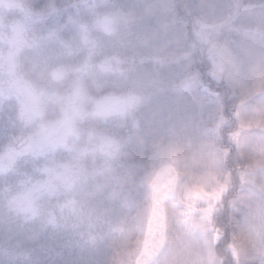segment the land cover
I'll return each instance as SVG.
<instances>
[{
	"label": "clouds",
	"instance_id": "clouds-1",
	"mask_svg": "<svg viewBox=\"0 0 264 264\" xmlns=\"http://www.w3.org/2000/svg\"><path fill=\"white\" fill-rule=\"evenodd\" d=\"M248 3L249 0H245V4ZM187 5L164 3L155 6L167 14L169 37L163 50L164 58L155 70L147 67L140 75L130 71L118 79L101 76L94 71L87 75L89 96L97 97L110 92L133 95L138 97L134 107L119 115L102 117L94 114V104L86 100L81 114L74 121L76 131L69 132L53 151L37 158L22 157L14 168L0 173V235L11 238L8 244L0 247V264H34V258L39 253L30 233L36 227L49 230L47 220L52 212L64 225L59 232L80 242L87 239L83 229L70 226L73 214L61 210L59 205L74 200L77 205L93 210L108 198L109 192L115 195L114 177L119 172L117 156L120 151L113 154L110 147L102 146V135L114 137L121 144V138L161 98L186 107L187 119L191 121L185 133L188 136L199 131L201 119L208 113L210 103H215V110H224L223 100L229 98L232 106H237V98L233 96L228 80L213 76L212 62L196 37L199 26L196 19L188 15ZM199 6L205 13L201 20L210 27V38L218 45L230 48L231 40L235 39H239L242 45L246 43L224 27L233 6L231 0L211 4L201 0ZM145 7L148 5H133L129 0H0V94H3L0 103V148L7 145L12 137L38 140L42 125L39 118H27L26 101L17 98L16 91L10 86L12 80L22 78L46 90L44 119H57L62 115L63 98L69 93L74 80L71 69L89 57L98 63L106 55L115 53L125 40L129 11L135 10L142 15ZM52 8L59 9L61 14L45 21L43 17ZM105 14L118 15L121 24L115 32L94 27L97 16ZM244 16L249 21L264 23V9L250 7ZM82 23L88 24L90 41L95 42V48L85 43L80 28ZM53 24L60 41H45L39 48L31 47V42L46 33ZM259 54H264V37L257 36L244 63H255ZM56 60L69 69L67 78L62 82L48 77L49 67ZM248 79H255V76L249 74ZM205 82L211 85V93L205 92ZM181 83L183 89L178 91L175 86ZM25 160L31 161L30 166L19 171V165ZM45 166L52 168L53 172L44 174L39 171ZM232 175L235 184L234 169ZM35 183H44L48 187L38 197V214L26 223L27 213L18 211L11 204V199L17 191ZM220 204L212 223L221 232L226 230L228 238L216 241L212 232H207V244L198 238L200 248H211L213 256L197 264H264V244L258 239L264 237V191L251 188L244 198L238 199L232 188L224 194ZM221 217H226L228 223L220 224ZM102 219V215L97 213V222ZM112 243L129 247L122 241ZM176 248L179 252L181 242L176 244ZM123 264L129 262L125 260ZM153 264H171L169 250H162ZM178 264H193L192 257L186 252H179Z\"/></svg>",
	"mask_w": 264,
	"mask_h": 264
},
{
	"label": "snow or ice",
	"instance_id": "snow-or-ice-1",
	"mask_svg": "<svg viewBox=\"0 0 264 264\" xmlns=\"http://www.w3.org/2000/svg\"><path fill=\"white\" fill-rule=\"evenodd\" d=\"M250 7L264 9V0H249L246 5L239 3L232 6L229 10L225 22V29L235 32L238 37L243 38L246 43L241 44L239 39L231 40L230 48H224L218 45L210 38V27L203 24L201 17L205 13L200 8L197 0H189L187 5L188 15L195 18L199 26L196 32V37L206 49V54L212 62L213 76L219 78L224 77L231 84L233 89V96L237 98L239 107L232 106V100L225 98L223 100L224 113L228 116L236 115L239 117V109H247L248 116L243 119L239 125V131L234 135L233 140L239 141L240 134L243 131H251L255 129L258 133H264V54H259L256 62L246 65L244 58L248 55L249 48L254 43V38L257 36L264 37V23L252 22L247 19L241 24L237 25L234 22V17H244V13ZM243 8V11L241 9ZM60 10L52 8L43 19L46 21L51 16H59ZM214 14V13H213ZM121 21L118 15L105 14L97 16L94 21V27L105 31L115 32L120 27ZM144 26L142 23H134L129 27L136 29ZM85 43L91 45L92 48L96 47L95 42L90 41L89 26L86 23L80 25ZM60 35L56 31V25L53 24L48 28L47 32L35 38L31 42V47L39 48L45 41L53 43L59 42ZM155 64L161 61H154ZM147 67L153 65L147 64L146 58L143 56H134L130 54L129 45L124 40L120 43L118 50L111 54L106 55L98 63H94L89 57L81 65L71 69L74 73V80L69 93L63 98L64 107L62 115L54 120H45L43 107L47 98V91L38 88L33 83L23 80L22 78H15L11 81V88L17 93V98L26 101V115L28 119L39 118L42 121L39 138L33 141L29 138L20 136L12 137L9 143L3 148H0V173L11 170L15 167L17 161L22 157L31 156L37 158L45 153L53 151L60 145L65 136L69 132H75L74 121L75 118L81 114L83 105L86 100H90L95 107V115L108 117L112 115H119L123 112L129 111L138 103V97L133 95H118L114 92L105 95L91 97L88 95L86 85V78L89 72H96L101 76L121 78L126 76L130 71H134L137 75L142 74ZM69 73V69L60 60L53 62L48 71V77L55 82L64 81ZM249 74L255 76V79H248ZM205 92L211 93V85L207 82L203 85ZM183 84H177V90L181 91ZM215 99V98H213ZM3 101V94H0V103ZM215 103H210L208 113L215 110ZM138 123V122H135ZM102 146H108L115 154L121 150V144L111 136L100 137ZM260 155H264V148L259 150ZM44 174H51L53 169L45 166L40 169ZM48 185L44 183L31 184L29 187H24L17 191L11 199V204L18 210L27 213L25 222L30 223L38 214L39 206L37 203L38 197L47 189ZM153 191L152 202L149 207V213L144 221L143 231L145 239L135 242L129 241L127 251L119 253L120 259L113 261V264H123L127 260L129 264H153V261L160 255L162 250L168 249V240L171 237L176 244L180 242L182 237H177L171 233L166 225V216L163 212L158 211V186L155 181L151 184ZM189 196L195 195L192 192L188 193ZM61 210H67L73 214V228H79L82 223L87 221L89 227V243L95 244L96 238L92 233L95 231L97 225L92 219V212L85 208L84 205H77L74 200L63 202L59 205ZM211 217L209 221L212 226L208 229L213 233L214 239L220 241L227 239L228 233L226 230L221 232L212 223L215 210L211 209ZM185 220L190 215V210L183 213ZM153 222L159 224V228L154 230ZM227 218L221 217L220 224H227ZM64 225L58 220L55 212L49 214L47 220V227L53 231L60 230ZM109 231H115L110 228ZM120 231L123 233L124 228L121 227ZM158 231V235H157ZM264 244V237L258 238ZM169 260L171 264H178L179 252L178 250L169 251Z\"/></svg>",
	"mask_w": 264,
	"mask_h": 264
},
{
	"label": "rangeland",
	"instance_id": "rangeland-1",
	"mask_svg": "<svg viewBox=\"0 0 264 264\" xmlns=\"http://www.w3.org/2000/svg\"><path fill=\"white\" fill-rule=\"evenodd\" d=\"M149 1L150 0H146ZM133 5L145 4L148 7L144 8V12L150 9L144 19H145V32L148 33L142 36L144 45H140L139 41L137 45L132 44L134 53L136 56H144L149 54V56L156 59L154 54L156 50V45L152 42V39L157 36H162L164 40V47L169 39L167 34V14L164 12L161 14L156 5H161V0H153L152 3L146 4L144 0H129ZM186 3L189 0H185ZM208 3H220V0H207ZM197 3H201V0H197ZM232 5L237 3L244 5L245 0H231ZM164 2L162 1V5ZM259 9V8H258ZM158 11L154 16H149L152 12ZM243 11V8L241 9ZM143 12V13H144ZM135 10H130L128 15H130L134 22H137V18L134 15ZM244 17H234V22L239 25L245 20ZM150 31V33H149ZM161 31V33L159 32ZM163 46V45H162ZM144 48V49H141ZM145 49L147 50L145 52ZM163 52V50H162ZM144 53V54H143ZM164 57H160L157 60L162 61ZM154 64V61H153ZM154 68L158 67L159 64L153 65ZM147 70V69H146ZM145 70V71H146ZM177 87V85L175 86ZM162 96V93H161ZM162 101V102H160ZM169 100L166 98L158 99L154 109L156 110L155 119L161 126L164 127L166 131L152 132L149 131L147 137L141 139L140 146H136V153L146 150L155 149V151L150 153L151 162L155 168L160 169L163 165H171L175 167L179 174L180 189L175 195V200L170 203L168 209L170 214L167 212V227H168V216H170L172 228L171 233L177 237H182L180 240L181 248L179 252H186L192 257L193 264L197 262H202L205 258L211 259L213 252L211 248L201 249L198 238L202 239L205 244H207V232L212 226L209 221L211 217V209L215 212L220 209V202L224 194L229 190L234 188L233 178L224 167V156L221 155L223 152L221 146L219 145V122L216 119L215 111L214 117L209 122V127L206 128V137L199 138V143L197 144L196 135L188 136L186 135L187 128L191 124V121L187 119L186 107L176 104L174 101L171 103L172 108L167 107ZM164 107L161 112L160 108ZM240 118L246 119L248 116L247 109H239ZM151 113V111H150ZM150 113H147L144 119L149 122ZM152 123V120L149 122ZM162 132H167L168 137H159ZM226 135V133H225ZM168 141L169 144L165 145L162 142ZM192 142V145L190 144ZM260 149L264 148V144L260 142ZM258 148V149H259ZM133 153V149L129 150ZM133 155V154H132ZM263 155H261L262 159ZM148 158L144 153L138 155L135 159V163L140 164ZM161 161H164L162 163ZM168 161V162H167ZM161 162V163H160ZM262 169L264 168V157L261 161ZM251 177L247 180V191L251 188H258L264 191V181L261 185H257L255 178V172H249ZM241 179V178H240ZM151 180H148V175H146L145 180H139L138 185L134 188H130L127 192H123L122 195H114L113 193L108 194V198L103 200L100 206L94 209L95 218L97 221V213H100L103 217L102 220L105 221L106 227L96 228L93 235L96 236L95 244H92V252L89 254L88 263H82L81 261L74 260H61L60 262H51L48 260L47 264H111V261L120 259L119 253L122 251H127L128 247H123L120 244H113V241H122L124 244L129 245V241L133 242V246L137 241L135 239L137 235V229L134 226L142 224L144 228V221L149 213V207L151 205V197L149 194L148 186ZM231 183V184H230ZM257 185V187H256ZM192 192L195 195L189 196L188 193ZM116 194V193H115ZM137 194H139L137 196ZM190 210V215L185 220L183 213ZM134 224V225H133ZM123 226V233L120 231ZM113 228L115 231H109L108 229ZM169 229V228H168ZM34 235L32 237L33 242L38 250L37 258H34V264H42L44 261L40 262L42 253L41 249H49L51 243L48 241H43L48 237L42 232H36L34 228ZM145 234V233H144ZM41 240V241H39ZM144 239L142 238L141 241ZM0 242L4 244L3 240L0 238ZM111 245L110 248L107 246ZM168 250H177L176 242L170 237L168 240ZM51 251V250H50ZM49 251V252H50ZM76 257V254L74 255ZM72 257V258H74Z\"/></svg>",
	"mask_w": 264,
	"mask_h": 264
},
{
	"label": "trees",
	"instance_id": "trees-1",
	"mask_svg": "<svg viewBox=\"0 0 264 264\" xmlns=\"http://www.w3.org/2000/svg\"><path fill=\"white\" fill-rule=\"evenodd\" d=\"M153 0H150V3H152ZM162 1L164 3L168 4H185V0H161V5ZM144 3L148 4L149 1L144 0ZM149 3V5H150ZM151 9V8H150ZM148 9V11L150 10ZM147 11V12H148ZM144 12V11H143ZM147 12L142 13V15H138L137 13H134V15L137 18V22H134V19L128 15L127 17V31H126V36H125V41L129 45V51L131 55H135L134 49L132 48V44L134 46V43L137 45V42L139 41V44L142 46L144 45V41L142 40V36L144 34L148 33V31L145 32V15ZM159 12L163 14L164 12L159 9ZM158 11L152 12L149 16H154L156 13H159ZM144 16V17H143ZM142 23L144 26L133 29L129 27L130 25L134 23ZM161 33V31H159ZM150 33V31H149ZM152 42L156 45V50L154 54L155 60L153 57L149 56V54H145L143 57L146 58L147 64L149 65H156L155 63L153 64V61H157L158 58L163 57V52L164 50V40L162 36H157L152 39ZM163 45V46H162ZM141 49H144L141 47ZM147 50L145 49V52ZM144 54V53H143ZM138 57V56H137ZM162 102V101H160ZM173 101L168 102L167 107L169 108L173 107L171 106V103ZM165 105L160 108V111L162 112L164 110ZM237 107H239V103L237 100ZM151 111V113H150ZM215 111V116L217 121L219 122V145L221 146L223 152H221V155L224 156L223 162H224V167L226 165H231V167L226 168L225 170L229 172V174L232 176L233 169L236 172V183H232L234 185L235 192L237 193V198L242 199L244 198L247 194V185L249 178L251 177L250 171L255 172V181H257V185H261L264 181V168L262 169L261 161L263 160V157L261 159V155L259 154L260 148L258 147L260 142L264 144V133H258L255 129L251 131H243L240 134L239 141L235 142L233 140L234 135L239 131V125L242 119L237 117L236 115L233 116H228L224 113V110L221 108V110H214ZM214 111L212 113H206L201 119L200 122V127L199 131L195 134L197 137V144L199 143V138H205L206 136V128L209 127V122L213 119L214 117ZM147 113H150V118H155L156 110L153 108L149 110ZM146 113V114H147ZM144 117H147L146 115ZM141 118L140 120H137L130 129L127 132L126 135H124L121 138V150L118 153L117 159L119 163V172L118 174L114 177V181L116 184V189H115V195H122L123 192H127L130 188H134L135 186L138 185L139 180H145L146 175H148V180H151L154 178L155 174L157 173V168L156 166H153L151 162V156L150 153L155 151V149H146L140 152L136 153V146H140L141 144V139L146 138L147 134L149 131L152 132H160V131H166L162 124H160L158 121L155 119H151L152 123L147 122L145 119ZM226 133V135H225ZM159 137H168L167 132H162L159 134ZM163 144L167 145L169 144V140L163 141ZM192 145V142L190 143ZM259 148V149H258ZM133 149V153H130L129 150ZM144 153L147 155L148 158H145L144 161L140 164L135 163V159L138 155ZM133 154V155H132ZM164 163V161H161ZM160 162V163H161ZM168 162V161H167ZM31 164V161H23L19 165V171H23L26 168H28ZM173 165V164H171ZM264 167V166H263ZM179 174L181 173L180 170ZM241 178V179H240ZM231 184V183H230ZM256 185V187H257ZM180 189V184L178 185L177 188V193L179 192ZM112 193V192H110ZM176 193V194H177ZM139 194H137L138 196ZM177 198V197H176ZM170 199L169 201L166 202V210L168 212V215L170 214V210L168 209L169 205L171 202H173L175 199ZM92 212V219L96 222L97 227L96 228H101V227H106V223L104 220H100L99 222L96 221L95 218V213L94 209L91 210ZM134 225V224H133ZM73 227V221L72 224L70 225ZM135 229H137V235L135 237L136 240H142L144 239V231H143V226L142 224H138L134 226ZM168 228L169 231L171 232L172 228V223L170 216H168ZM34 229V228H33ZM32 229L30 235L31 238L34 235V230ZM36 232H42L45 234L48 238L43 240V241H48L51 243L49 249H41V253L43 256H41L40 262L44 261L42 264H47L48 260L51 262H60L61 260H74L76 259L77 261H81L82 263H88L89 261V254L92 252V244H90L89 241V227L87 224V221L81 224L79 228H74V229H83L84 232L87 233V239L84 240L83 242H80L76 239H69L65 234L58 231H53L51 229L49 230H41L38 227L35 228ZM93 235V233H92ZM96 237V236H95ZM0 238L3 240L4 244L0 242V247L5 246L10 242V237L8 236H3L0 235ZM41 241V240H39ZM51 250V251H50ZM50 251V252H49ZM76 254V257L74 255ZM74 257V258H72ZM37 257H35L36 259Z\"/></svg>",
	"mask_w": 264,
	"mask_h": 264
},
{
	"label": "water",
	"instance_id": "water-1",
	"mask_svg": "<svg viewBox=\"0 0 264 264\" xmlns=\"http://www.w3.org/2000/svg\"><path fill=\"white\" fill-rule=\"evenodd\" d=\"M155 181L158 186V192L156 193L158 198V211L163 212V214L166 216V225H167V213L165 204L168 200L173 199L177 192L178 182H179V174L174 166L172 165H163L155 174L154 178L150 182L148 186L149 194L151 197L152 202V196L153 191L151 189V184ZM154 230H157L159 228V224L157 222H153L152 225ZM158 235V231H157ZM145 239V235H144Z\"/></svg>",
	"mask_w": 264,
	"mask_h": 264
}]
</instances>
